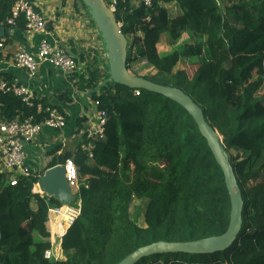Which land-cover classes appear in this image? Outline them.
<instances>
[{"label": "trees", "instance_id": "16d2710c", "mask_svg": "<svg viewBox=\"0 0 264 264\" xmlns=\"http://www.w3.org/2000/svg\"><path fill=\"white\" fill-rule=\"evenodd\" d=\"M16 1L0 0L1 26ZM118 1L128 70L147 60L157 75L145 79L183 91L203 110L224 138L244 200L242 232L230 249L156 254L138 264H264V178L251 183L264 174V0H227L222 6L217 0H156L151 9ZM172 3L181 10L175 18L162 6ZM187 30L205 44L166 52ZM106 61L95 57L85 73H74L78 90L92 92L97 110L107 114L93 161L79 147L59 163L74 162L79 218L54 238L47 223L63 205L37 191L44 172L21 176L16 186L0 174V264H119L155 243H187L227 231L231 202L224 175L193 118L162 95L139 90L135 97V90L112 82L101 86L109 79ZM45 116L0 92L1 120L41 122ZM57 166L54 160L47 170ZM135 200L147 201L145 227L132 216ZM55 246L56 261L45 259Z\"/></svg>", "mask_w": 264, "mask_h": 264}, {"label": "crops", "instance_id": "0c3cea01", "mask_svg": "<svg viewBox=\"0 0 264 264\" xmlns=\"http://www.w3.org/2000/svg\"><path fill=\"white\" fill-rule=\"evenodd\" d=\"M30 2L33 8L44 16L51 40L67 49L77 63V69L73 73H65L44 65L40 67L36 79L30 80L24 70L16 67L14 54L21 46L35 52L44 39L43 35L28 34L21 28L10 29L7 26H0V39H6L7 42L5 48L0 50V74L9 75L13 81L17 80L21 85L29 87L38 101L56 107L67 117V127L64 130L54 131L45 128L41 136L27 147L28 166L34 173L45 174L54 160L59 164L61 158L76 153L83 143L86 130L96 121L98 110L92 101V92L78 90L74 73H85L95 57H98L99 61L107 60V57L101 34L81 0H30ZM131 5L133 8L138 7L133 2ZM162 6L168 10L169 16L175 18L181 15V10L175 3ZM139 36L143 37L141 34ZM165 51L168 52V49ZM103 67L101 65V69ZM55 149L57 152L53 153ZM2 173L4 172L0 169V174ZM37 191L43 194L38 185ZM73 195L77 205L76 190L73 191ZM65 208L74 207L69 204ZM59 220L60 217L49 221L47 228L50 229L54 224L53 230H58ZM54 252L56 253L55 250Z\"/></svg>", "mask_w": 264, "mask_h": 264}, {"label": "built area", "instance_id": "2783aa9c", "mask_svg": "<svg viewBox=\"0 0 264 264\" xmlns=\"http://www.w3.org/2000/svg\"><path fill=\"white\" fill-rule=\"evenodd\" d=\"M110 2L109 8L115 12L119 1L110 0ZM131 2L151 9L156 0H131ZM21 23L24 24L25 31L28 34L35 33L44 37L35 52L28 51L21 46L14 54L16 67L24 70L30 80L36 79L40 67L44 65L65 73H73L77 69V63L68 50L51 40V33L48 31L44 16L33 8L30 0H17L12 8L11 16L6 20V25L10 29L20 28ZM6 43V39H0V50L5 48ZM0 92L18 97L25 106L36 108L38 115L43 113L46 115L41 122H37L35 117L17 118L10 122L0 119V169L4 172L3 174L10 175L11 185L16 186L19 177L33 173L31 167L27 164V147L41 136L45 128L54 131L64 130L67 127V117L64 112L56 107L38 101L32 90L21 85L17 80L9 82L0 77ZM140 95L139 90L134 91L135 97ZM98 105L99 103H96L95 107L97 108ZM106 123L107 114L98 110L95 124L89 126L90 128L85 132L80 149L91 162L94 159L96 142L105 137ZM62 166L69 188L72 191H77V172L73 160H67ZM80 203L72 206L74 208H62L58 228L63 230V226L66 225L64 232H62L63 236L67 228L79 218L81 214ZM45 259L56 261L55 252L53 250L46 252Z\"/></svg>", "mask_w": 264, "mask_h": 264}, {"label": "water", "instance_id": "95a60500", "mask_svg": "<svg viewBox=\"0 0 264 264\" xmlns=\"http://www.w3.org/2000/svg\"><path fill=\"white\" fill-rule=\"evenodd\" d=\"M81 1L88 9L105 46L109 64V79L101 86L112 82L130 90H142L162 95L184 108L197 124L202 137L206 139L217 164L221 168L231 202L230 223L223 235L187 243H155L138 249L119 264H138L143 258L156 254L210 255L230 249L242 232L244 200L230 155L224 146V138L207 122L203 110L183 91L173 87H163L144 77L133 75L127 66L129 41L121 29L122 25L118 23L115 12L109 8L105 0ZM38 186L43 194L58 200L64 207L75 199L73 191L65 180L62 164L48 170L41 178Z\"/></svg>", "mask_w": 264, "mask_h": 264}, {"label": "rangeland", "instance_id": "374dc122", "mask_svg": "<svg viewBox=\"0 0 264 264\" xmlns=\"http://www.w3.org/2000/svg\"><path fill=\"white\" fill-rule=\"evenodd\" d=\"M217 1H218L219 5H221V6L226 4L225 2H227V0H225V1L224 0H217ZM171 17H172V15H171ZM172 18H174V17H172ZM204 44H205V39H202V37L196 36L192 32L187 30V31H185L183 38H181V40L178 43L173 44V46H170L171 48L168 49V51L183 52L185 50V47H187V46H196V45H204ZM163 52H165V51L163 50ZM191 61H196V59H191ZM131 70H132V74H135L137 76H141L144 78L145 77L154 78L157 75V69H155L153 66H151L147 60H142V61H139V62L133 64L131 67ZM235 95H239V94L236 93ZM237 99H238L237 97L233 98L232 101L237 102L238 101ZM230 154L236 156L238 153L236 151H231ZM259 169H260V163H257L254 166V171L258 172V171H260ZM263 178H264V174L261 173L260 177L257 180L252 181L251 183L255 185L257 182L261 181ZM73 202L74 203L71 202L70 205L76 206L75 205L76 201H73ZM77 202L80 203V201H78V199H77ZM146 206H147V201H136L135 200L134 203L132 204V208H131L132 216L137 221V223L140 227H145L144 213L146 210ZM53 225L54 224H52V226H50V229L47 228L48 231L49 232L51 231L50 233H52L56 236L55 237L54 235L51 234L54 238H56V239L61 238L63 236L62 232H64L66 225L63 226V230H59V228H58V230H56V229L53 230ZM53 231H56V232H53ZM55 249H56V246H55L54 250ZM32 261H33V263L36 264L35 259H33Z\"/></svg>", "mask_w": 264, "mask_h": 264}]
</instances>
